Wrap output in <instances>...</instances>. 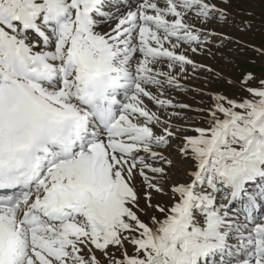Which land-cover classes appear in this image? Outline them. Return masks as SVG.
Segmentation results:
<instances>
[{
    "label": "snow or ice",
    "instance_id": "obj_1",
    "mask_svg": "<svg viewBox=\"0 0 264 264\" xmlns=\"http://www.w3.org/2000/svg\"><path fill=\"white\" fill-rule=\"evenodd\" d=\"M217 16L212 0H0V264H264V80L201 110L180 147L190 182L151 203L166 170L147 160L170 164L155 149L184 129L145 98L176 107L156 92L205 43L193 21Z\"/></svg>",
    "mask_w": 264,
    "mask_h": 264
},
{
    "label": "rangeland",
    "instance_id": "obj_2",
    "mask_svg": "<svg viewBox=\"0 0 264 264\" xmlns=\"http://www.w3.org/2000/svg\"><path fill=\"white\" fill-rule=\"evenodd\" d=\"M218 8L224 9L227 19L219 16L210 20L207 24L193 21L197 28H203L202 39L205 43L199 46L195 53L191 52L188 45H182L177 51L184 54L193 61V64L184 65V70L177 66L172 71L177 76L179 86H166L163 95L160 96L155 89L154 92L161 99H170L176 107L161 109L153 101L145 98L148 108L161 116L162 119L171 117V125L183 128V132L170 138L166 147L155 149L171 161L170 164L164 160H147L155 167H163L166 177L159 183L164 188V193L152 192L151 203L153 205L170 206L171 187L174 184L188 183L190 176L187 173L193 170L190 159L181 154L180 147L185 135H194L192 131L196 127H206V111L214 104L213 97L217 94L229 99L241 100L248 95L241 85L245 76L251 74L254 78L249 81V86L257 87L260 80H264V0H229L225 4L223 0H212ZM132 5L131 7H134ZM195 46V45H193ZM260 50V51H258ZM165 71L169 69L163 66ZM180 105H188L184 108ZM178 113V116H172ZM157 134H162V129L156 127ZM141 156L148 154L141 152ZM148 175H153L148 173ZM137 190L140 194V208L143 209L138 215L146 223H150L153 215L161 216L154 208H149L145 198V187L142 178L137 175L135 179ZM119 258L121 252L110 249ZM131 254L133 248L127 246ZM102 264H107L106 259L96 253Z\"/></svg>",
    "mask_w": 264,
    "mask_h": 264
},
{
    "label": "bare ground",
    "instance_id": "obj_3",
    "mask_svg": "<svg viewBox=\"0 0 264 264\" xmlns=\"http://www.w3.org/2000/svg\"><path fill=\"white\" fill-rule=\"evenodd\" d=\"M132 5H136V4H134V3H133V4H128L127 1H126V6L131 7ZM134 7H135V6H134ZM134 7H132L133 10H134Z\"/></svg>",
    "mask_w": 264,
    "mask_h": 264
}]
</instances>
